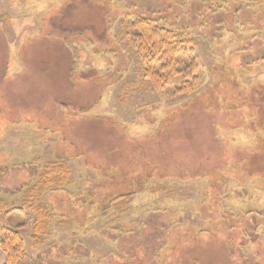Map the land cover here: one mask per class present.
I'll return each instance as SVG.
<instances>
[{"label":"rangeland","instance_id":"rangeland-1","mask_svg":"<svg viewBox=\"0 0 264 264\" xmlns=\"http://www.w3.org/2000/svg\"><path fill=\"white\" fill-rule=\"evenodd\" d=\"M139 17L191 39V92L144 79L122 40ZM262 97L264 0H0V202L23 210L0 221L22 226L21 264H264ZM57 160L71 181L39 196L34 245L25 189Z\"/></svg>","mask_w":264,"mask_h":264},{"label":"trees","instance_id":"trees-1","mask_svg":"<svg viewBox=\"0 0 264 264\" xmlns=\"http://www.w3.org/2000/svg\"><path fill=\"white\" fill-rule=\"evenodd\" d=\"M130 27H132L130 31L123 32L122 40L127 39L129 48L135 55V63L140 66L142 75L151 88L158 90L172 86L175 79L181 77V83L175 87V93L191 92L198 80L191 39L176 29L145 17L135 18ZM67 47L72 53L73 64H77L76 62L80 59L79 50L71 44ZM179 55L186 57L188 61L180 65ZM254 107L264 126V119H261L264 118V97ZM70 181L69 167L65 161L57 160L47 162L39 174L38 181L25 189V206L31 211L33 217L30 238L34 245L41 243V237L48 233L49 224L53 218L52 210L39 201V196L46 191H57L68 185ZM15 209L23 211L18 207L7 209V206L0 202V213L8 214ZM21 227L0 224V249L5 255L4 264H21L25 260Z\"/></svg>","mask_w":264,"mask_h":264},{"label":"crops","instance_id":"crops-1","mask_svg":"<svg viewBox=\"0 0 264 264\" xmlns=\"http://www.w3.org/2000/svg\"><path fill=\"white\" fill-rule=\"evenodd\" d=\"M6 217H8V215H6V213H0V219H3V218L5 219ZM0 224L4 225L3 223H1V221H0ZM4 262H5V255H4L3 251L0 249V264H4Z\"/></svg>","mask_w":264,"mask_h":264}]
</instances>
